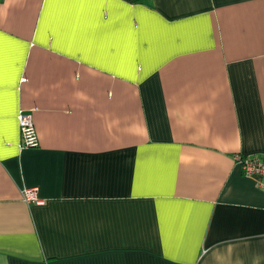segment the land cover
<instances>
[{
  "label": "crops",
  "instance_id": "crops-1",
  "mask_svg": "<svg viewBox=\"0 0 264 264\" xmlns=\"http://www.w3.org/2000/svg\"><path fill=\"white\" fill-rule=\"evenodd\" d=\"M238 154L264 158V0H0V264H264Z\"/></svg>",
  "mask_w": 264,
  "mask_h": 264
},
{
  "label": "built area",
  "instance_id": "built-area-1",
  "mask_svg": "<svg viewBox=\"0 0 264 264\" xmlns=\"http://www.w3.org/2000/svg\"><path fill=\"white\" fill-rule=\"evenodd\" d=\"M19 124L21 129V146L23 148H33L40 145V137L33 117V113L21 110L19 113ZM237 159L241 164L244 173L256 179L258 185L264 189V158L252 155L238 154ZM23 198L32 204H43L45 201L39 195L37 186L25 187Z\"/></svg>",
  "mask_w": 264,
  "mask_h": 264
}]
</instances>
